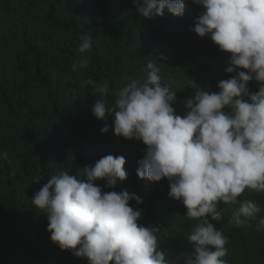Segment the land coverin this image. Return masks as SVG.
<instances>
[{
  "label": "trees",
  "instance_id": "obj_1",
  "mask_svg": "<svg viewBox=\"0 0 264 264\" xmlns=\"http://www.w3.org/2000/svg\"><path fill=\"white\" fill-rule=\"evenodd\" d=\"M143 0H0V264H88L71 250H61L50 240L48 220L32 204L34 194L58 171L67 170L86 180L84 169L106 155L123 156L127 179L105 187L106 179L95 183L102 191H128L143 203L130 201L140 210L137 221L160 231L158 250L169 264H185L193 245L187 239L196 221L185 216L182 202L168 196L169 181L140 179L138 161L146 145L135 139L117 137L113 116L97 119L91 106L98 95L91 78L107 80L104 98L109 107L116 93L132 79L147 76V63L160 69L162 84L175 93L172 104L177 115L187 111L184 101L196 87L218 92V83L231 78L227 72L230 53L222 52L208 36L193 29L200 5L185 0L184 15L165 9L163 16L145 18L138 11ZM85 36L92 47L79 52ZM85 69L73 70L81 59ZM260 83L252 80L250 92ZM109 127L107 133L101 129ZM7 154L6 158L4 154ZM241 202L255 201L264 217V193L246 190ZM239 204L221 203L222 219L209 218L228 238L227 264H264V231L241 228L233 213Z\"/></svg>",
  "mask_w": 264,
  "mask_h": 264
},
{
  "label": "clouds",
  "instance_id": "obj_2",
  "mask_svg": "<svg viewBox=\"0 0 264 264\" xmlns=\"http://www.w3.org/2000/svg\"><path fill=\"white\" fill-rule=\"evenodd\" d=\"M136 3V0H134ZM204 11L193 31L208 36L222 52L230 53L227 72L231 78L218 83V92L196 87L184 103L187 111L177 115L172 104L175 93L162 84L160 69L147 63L146 79H132L116 93L113 106L104 99L109 82L88 78L81 87L92 86L96 99L91 111L97 119L108 112L117 137L146 145L138 161L140 179L169 181L168 196L182 202L188 219L202 221L188 234L192 252L185 264H227L228 238L209 222L222 219L219 205L239 204L233 213L241 228L264 231V217L253 200L241 202L246 190L264 193V0H192ZM185 0H143L138 11L145 18L163 16L165 9L184 15ZM92 38L85 36L80 53L88 52ZM89 60L73 64L74 71L88 67ZM260 83L257 92L248 84ZM106 125L101 129L107 133ZM5 158L7 154H4ZM123 156L106 155L84 169L86 180L67 170L58 171L37 191L32 204L47 217L50 240L61 250H71L88 264H169L158 250L156 227L137 221L140 210L129 205L142 199L128 191H102L127 179Z\"/></svg>",
  "mask_w": 264,
  "mask_h": 264
}]
</instances>
